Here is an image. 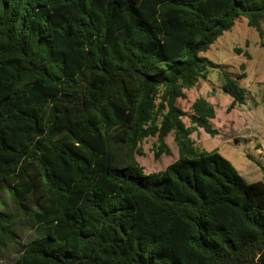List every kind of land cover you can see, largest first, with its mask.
<instances>
[{"label": "trees", "instance_id": "trees-1", "mask_svg": "<svg viewBox=\"0 0 264 264\" xmlns=\"http://www.w3.org/2000/svg\"><path fill=\"white\" fill-rule=\"evenodd\" d=\"M242 19L264 38V0H0V199L32 234L0 211L12 264H264V182L194 141L218 134L209 101L189 126L177 106L212 70L247 104L203 56ZM169 136L146 174L140 144L159 160Z\"/></svg>", "mask_w": 264, "mask_h": 264}, {"label": "rangeland", "instance_id": "rangeland-1", "mask_svg": "<svg viewBox=\"0 0 264 264\" xmlns=\"http://www.w3.org/2000/svg\"><path fill=\"white\" fill-rule=\"evenodd\" d=\"M264 31V23L262 24ZM259 33L248 26L246 19L239 20L234 29L225 33L204 53V57L213 61L220 69L237 78L245 74L241 86L246 91L247 104L230 110L233 99L223 90L224 78L218 70H212L206 80H200L197 86L185 91L186 98L179 99L177 106L188 116L184 117L189 126L192 106L199 98L209 101L216 111V117L210 120L216 136L199 130L192 138L206 152L218 151L235 167L248 182H264V49ZM236 49L242 51L237 54ZM246 53L249 56H246ZM157 138H149L140 144L144 155H136V160L146 174L165 170L178 159V149L172 136L166 139L170 155H163L159 160L154 157L153 147ZM0 211H5L18 225L14 231L25 243L32 237L31 231L19 222L24 220L9 195L0 199ZM1 240V239H0ZM18 254L16 246L9 240L0 241V264H12Z\"/></svg>", "mask_w": 264, "mask_h": 264}]
</instances>
